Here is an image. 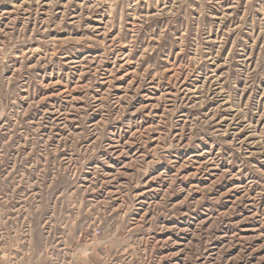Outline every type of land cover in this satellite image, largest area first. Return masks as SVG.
Wrapping results in <instances>:
<instances>
[{
  "label": "rangeland",
  "instance_id": "rangeland-1",
  "mask_svg": "<svg viewBox=\"0 0 264 264\" xmlns=\"http://www.w3.org/2000/svg\"><path fill=\"white\" fill-rule=\"evenodd\" d=\"M0 264H264V0H0Z\"/></svg>",
  "mask_w": 264,
  "mask_h": 264
},
{
  "label": "bare ground",
  "instance_id": "bare-ground-1",
  "mask_svg": "<svg viewBox=\"0 0 264 264\" xmlns=\"http://www.w3.org/2000/svg\"><path fill=\"white\" fill-rule=\"evenodd\" d=\"M181 236V235H180ZM204 252V251H203Z\"/></svg>",
  "mask_w": 264,
  "mask_h": 264
}]
</instances>
